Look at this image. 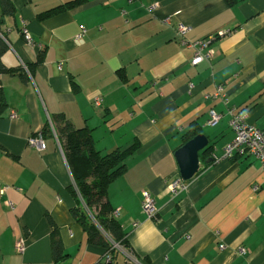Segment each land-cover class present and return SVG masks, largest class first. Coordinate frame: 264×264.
Instances as JSON below:
<instances>
[{"label": "crops", "instance_id": "obj_1", "mask_svg": "<svg viewBox=\"0 0 264 264\" xmlns=\"http://www.w3.org/2000/svg\"><path fill=\"white\" fill-rule=\"evenodd\" d=\"M10 8L2 14L0 4V63L12 71L0 74V264H53L51 223L67 254L57 264H134L128 253L138 264H264V168L247 155L223 157L229 110L264 131V0H10ZM180 25L188 42L214 37L209 61L190 65ZM217 88L226 105L211 98ZM57 114L89 129L102 154L134 146L107 191L128 243L110 263L70 216ZM192 129L208 145L199 173L182 181L174 153ZM39 136L42 150L29 142ZM177 179L182 189L172 193Z\"/></svg>", "mask_w": 264, "mask_h": 264}, {"label": "trees", "instance_id": "obj_2", "mask_svg": "<svg viewBox=\"0 0 264 264\" xmlns=\"http://www.w3.org/2000/svg\"><path fill=\"white\" fill-rule=\"evenodd\" d=\"M0 4L2 14L11 12L10 0H0ZM69 4L71 3H67L66 6L69 7ZM6 50V45L0 39V57ZM42 57L43 51L39 53L36 63H40ZM26 70L31 75V69L26 67ZM11 72L0 63V74ZM2 107L0 104V110ZM52 128L71 176L72 184L69 191L75 206L70 209V216L85 233L86 242L104 248L112 259L117 251L113 246L127 250L128 243L108 202L107 191L109 185L125 173V159L132 153L134 146L102 154L94 147L91 131L86 127L74 128L62 114L54 116ZM49 129L48 126H44L41 136L49 133ZM196 135L198 129L190 130L184 136L185 141ZM51 226L50 255L52 263L57 264L64 261L67 254L56 236V227L52 223Z\"/></svg>", "mask_w": 264, "mask_h": 264}, {"label": "built area", "instance_id": "obj_3", "mask_svg": "<svg viewBox=\"0 0 264 264\" xmlns=\"http://www.w3.org/2000/svg\"><path fill=\"white\" fill-rule=\"evenodd\" d=\"M128 1L131 2V0ZM186 31L187 29L184 26L180 25L176 29V34L179 38L180 45L190 48L194 51V54L190 59V65L196 66L203 61H209L212 57V51L209 49V43L214 37H209L205 40L196 41V42H188L185 39ZM84 33L85 30L81 28L76 38L77 39L81 38L84 35ZM219 35L220 36L224 35V33H220ZM23 41L27 45L32 44L31 37L25 30L23 32ZM211 98L220 99L221 102L225 105L228 103V98L222 92V88H217L213 93V95L211 96ZM100 103H101L100 97H95L93 99L94 106L98 107ZM229 115H230L229 127L233 132V138L224 147L223 157L225 159H229L234 154L240 156L247 155L258 161L261 167L264 168V131L259 130L254 126L247 124L246 116L241 112L236 113L233 110H229ZM10 117L14 118V114L12 113ZM218 119L219 116L211 112L210 119L208 120V124L212 126L217 122ZM51 129L53 130L52 127ZM29 142L30 144L35 145L39 150H42L44 148V143L42 141L41 136L36 138H31ZM169 189L172 193L181 190L182 182L179 179L175 180L172 183V185H170ZM254 189L256 188L254 187ZM141 198H142L141 200L142 212L146 215L148 219L152 220L156 212L154 207V201L151 195L146 191H143L141 193ZM113 247L118 250V247L116 245H114ZM15 249L18 253L23 252L24 246L21 240L16 242ZM127 257L131 263L138 264L137 259L134 256H132L131 253H128ZM106 262L107 263L111 262V257L108 254L106 256Z\"/></svg>", "mask_w": 264, "mask_h": 264}, {"label": "water", "instance_id": "obj_4", "mask_svg": "<svg viewBox=\"0 0 264 264\" xmlns=\"http://www.w3.org/2000/svg\"><path fill=\"white\" fill-rule=\"evenodd\" d=\"M208 145V140L203 134H198L180 146L174 153L178 166V173L182 181H189L195 177L200 169L199 153ZM207 160V162H209Z\"/></svg>", "mask_w": 264, "mask_h": 264}, {"label": "clouds", "instance_id": "obj_5", "mask_svg": "<svg viewBox=\"0 0 264 264\" xmlns=\"http://www.w3.org/2000/svg\"><path fill=\"white\" fill-rule=\"evenodd\" d=\"M152 231H153V232L155 231L154 227H153ZM137 242L140 243L141 245H143V243H144V241H143V239H142V236H141V234H140L139 231H138V233H137Z\"/></svg>", "mask_w": 264, "mask_h": 264}]
</instances>
